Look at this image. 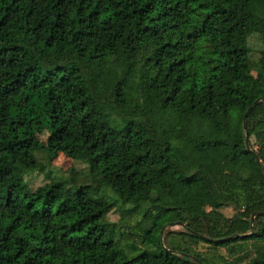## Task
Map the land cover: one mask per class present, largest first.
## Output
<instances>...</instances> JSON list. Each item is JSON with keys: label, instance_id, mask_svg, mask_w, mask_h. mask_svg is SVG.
I'll list each match as a JSON object with an SVG mask.
<instances>
[{"label": "trees", "instance_id": "16d2710c", "mask_svg": "<svg viewBox=\"0 0 264 264\" xmlns=\"http://www.w3.org/2000/svg\"><path fill=\"white\" fill-rule=\"evenodd\" d=\"M0 264H264V0H0Z\"/></svg>", "mask_w": 264, "mask_h": 264}, {"label": "rangeland", "instance_id": "374dc122", "mask_svg": "<svg viewBox=\"0 0 264 264\" xmlns=\"http://www.w3.org/2000/svg\"><path fill=\"white\" fill-rule=\"evenodd\" d=\"M248 44L251 48V54H250L251 58L256 59L259 56L260 50L263 47L259 36L256 33L251 34L248 37ZM35 133L38 139L41 141H45L46 138L48 137V132L46 128L40 123L36 124ZM36 157L43 166V168L42 170H34L33 172L27 174L25 180L31 189H35L37 186H40L48 182L51 178H57V177H60L68 181L67 186H69L70 188H74L75 185L79 186L82 184L97 186V182L93 181L92 176L88 174L89 171L86 164L81 161L73 160L61 153L58 154L56 158L48 160L47 157L45 156L44 151H38L36 153ZM46 174H49V177L46 176ZM96 194L103 195L106 199H109L110 201H115L116 203L115 207L107 214L108 220L115 222L117 226L118 225L123 226V224H128V225L134 224V221L137 218L136 215L134 216L124 215L125 219L120 218L122 216L120 201L116 198L112 190L104 187L103 189L102 188L98 189ZM124 207H127V205H125ZM201 207L204 210L209 209L207 202H204L201 205ZM222 212L226 216H231L234 211L231 207H225L222 208ZM126 230L128 229L125 226H123L122 231L125 232ZM182 230L183 227L181 225H177L175 223L168 224L163 228L161 238L164 241L167 233L178 232ZM132 240H139L137 234L124 235L121 238L120 243L122 247L126 249L127 245Z\"/></svg>", "mask_w": 264, "mask_h": 264}, {"label": "water", "instance_id": "95a60500", "mask_svg": "<svg viewBox=\"0 0 264 264\" xmlns=\"http://www.w3.org/2000/svg\"><path fill=\"white\" fill-rule=\"evenodd\" d=\"M261 100H263L262 98H259V99H257V100H255V103H257V102H259V101H261ZM246 147H247V149L250 151V152H253L250 148H249V144H248V141L246 140ZM256 161L258 162V163H260V161H259V159L257 158V156H256ZM263 212H254V213H252V215H251V218H253L254 216H256L257 214H262ZM175 224H177V225H181L182 226V224L180 223V222H176Z\"/></svg>", "mask_w": 264, "mask_h": 264}]
</instances>
